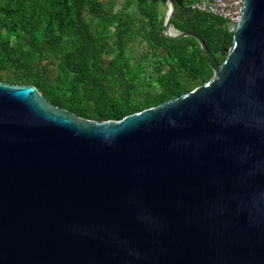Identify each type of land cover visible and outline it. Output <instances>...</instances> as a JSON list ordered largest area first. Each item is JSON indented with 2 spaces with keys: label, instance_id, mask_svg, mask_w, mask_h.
<instances>
[{
  "label": "water",
  "instance_id": "1",
  "mask_svg": "<svg viewBox=\"0 0 264 264\" xmlns=\"http://www.w3.org/2000/svg\"><path fill=\"white\" fill-rule=\"evenodd\" d=\"M212 76L119 120L0 80V264H264V0Z\"/></svg>",
  "mask_w": 264,
  "mask_h": 264
},
{
  "label": "trees",
  "instance_id": "2",
  "mask_svg": "<svg viewBox=\"0 0 264 264\" xmlns=\"http://www.w3.org/2000/svg\"><path fill=\"white\" fill-rule=\"evenodd\" d=\"M171 25L198 35L220 64L223 19L173 0ZM165 0H0V80L96 121L176 98L212 76L196 39L163 32Z\"/></svg>",
  "mask_w": 264,
  "mask_h": 264
},
{
  "label": "built area",
  "instance_id": "3",
  "mask_svg": "<svg viewBox=\"0 0 264 264\" xmlns=\"http://www.w3.org/2000/svg\"><path fill=\"white\" fill-rule=\"evenodd\" d=\"M243 4L244 0H197L191 8L223 19L232 34L241 18Z\"/></svg>",
  "mask_w": 264,
  "mask_h": 264
}]
</instances>
